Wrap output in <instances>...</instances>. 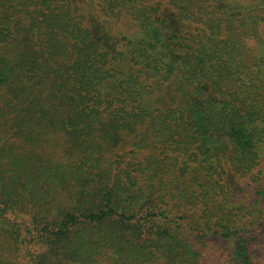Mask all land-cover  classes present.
I'll return each instance as SVG.
<instances>
[{
	"label": "trees",
	"instance_id": "obj_1",
	"mask_svg": "<svg viewBox=\"0 0 264 264\" xmlns=\"http://www.w3.org/2000/svg\"><path fill=\"white\" fill-rule=\"evenodd\" d=\"M264 0H0V264H264Z\"/></svg>",
	"mask_w": 264,
	"mask_h": 264
},
{
	"label": "rangeland",
	"instance_id": "obj_2",
	"mask_svg": "<svg viewBox=\"0 0 264 264\" xmlns=\"http://www.w3.org/2000/svg\"><path fill=\"white\" fill-rule=\"evenodd\" d=\"M263 158H264V153H263Z\"/></svg>",
	"mask_w": 264,
	"mask_h": 264
}]
</instances>
